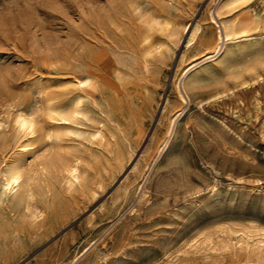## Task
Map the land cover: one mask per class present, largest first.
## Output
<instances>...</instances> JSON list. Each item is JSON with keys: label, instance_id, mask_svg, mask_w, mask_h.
Returning a JSON list of instances; mask_svg holds the SVG:
<instances>
[{"label": "rangeland", "instance_id": "obj_1", "mask_svg": "<svg viewBox=\"0 0 264 264\" xmlns=\"http://www.w3.org/2000/svg\"><path fill=\"white\" fill-rule=\"evenodd\" d=\"M109 1L0 0V185L12 160L79 158L86 176L0 211V264H264V0ZM244 16L251 34L204 59ZM81 94L85 117L57 127L52 110Z\"/></svg>", "mask_w": 264, "mask_h": 264}, {"label": "bare ground", "instance_id": "obj_2", "mask_svg": "<svg viewBox=\"0 0 264 264\" xmlns=\"http://www.w3.org/2000/svg\"><path fill=\"white\" fill-rule=\"evenodd\" d=\"M109 2L111 3V1ZM248 21L249 18L245 16L238 20L237 19L234 20L231 23V25H228L224 21H222L224 31L219 30L218 41L216 45L209 53L205 55L204 59H208L212 57L220 58L226 49L225 41H228L229 39L240 40V38L242 37H246V36L248 37L251 34V29H252L248 26H245V24ZM127 35L129 34L127 33L125 37H128ZM128 38H129L128 47L133 52V49L136 48L137 44L140 42L135 43V39L133 40V36L131 35ZM146 53L148 54L150 53V51H146ZM198 63L199 61H197V59L189 62L188 67L186 66L187 67L186 70L183 72L182 76H180L181 78L177 82V91L179 93L181 100L185 104L187 103V99L185 95L187 93L185 90V86L183 85V80L186 76H188L189 72L198 65ZM95 74H96L95 70L90 69L87 71L86 77L84 79L78 80L77 84L79 85L82 91L88 89V85H91L92 79L98 81ZM259 79H262V76H259ZM256 82L257 81L254 80L252 83L254 84ZM184 112H185V106L178 109L176 113L171 117L166 127L164 139L157 146L152 160L153 159L158 160L160 156L166 151V149L169 146L173 132L175 130L176 122ZM86 113H87V100L85 99L84 94H81L69 106L65 108L57 107L53 109L50 114V117L53 120L58 121L55 123L57 127H63V126L65 127V123L62 121H68V122L73 121L75 119L81 118L83 115L85 117ZM59 121H61V123H59ZM18 122L20 126L23 127L24 130H26L28 133L31 134L35 133L38 128V122L34 117L21 116L18 119ZM59 132L60 131H58L57 135L60 134ZM96 134L98 135V137L104 136V132L101 129H99L96 132ZM28 146L29 145L26 144L24 145L25 148H27ZM25 150H28V148ZM149 169L150 167H148V170ZM61 172L68 179V184L67 183L66 184L69 185L70 188L75 186L76 183H81V180L84 181L86 180V176L82 168V162L79 158L74 159L69 163L59 165L57 164V160L55 158L47 157L43 159L41 162H39L37 164L36 169L34 170L27 169L17 160L10 161L9 163H7L1 175L2 183L0 185V211L6 214L9 213V211H14L16 214H20L28 210H32V209L36 210L37 209V205L35 202L36 186L40 184L43 185L47 177L56 178ZM26 213L29 214L30 212L28 211ZM195 264H207V263H195Z\"/></svg>", "mask_w": 264, "mask_h": 264}]
</instances>
